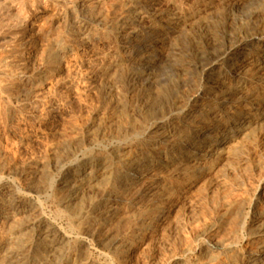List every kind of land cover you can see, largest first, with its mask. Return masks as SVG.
<instances>
[{
    "label": "bare ground",
    "instance_id": "obj_1",
    "mask_svg": "<svg viewBox=\"0 0 264 264\" xmlns=\"http://www.w3.org/2000/svg\"><path fill=\"white\" fill-rule=\"evenodd\" d=\"M54 1L60 7V15L62 18L61 21L63 23V28L66 33V36L69 39L71 38L72 41H76V42L92 41V49H93L92 52L94 53V56L96 55L97 58L99 59L97 61H100L98 62V64L100 65L96 70V76L99 77L98 80H101L103 82L104 85H102L101 87L106 91L108 95H110L113 92V90L117 89V87L114 86L113 83L110 84L112 77L114 76V74H116L115 72L118 70L125 71L124 73L121 74V78L119 80V86H118L120 87L122 97L121 98L117 97L116 100V97L110 96V98L107 99L108 100L107 105L109 106L116 107L117 105L120 104L122 105L121 107L122 110L118 111L120 112V118L117 117L118 121L116 119L114 120V122L115 121L118 122L117 129L114 130V128H116L115 126L112 128L114 131L107 130L109 129V127L106 128L107 126L105 125V123L100 125V122L98 121V119H101L102 117L101 116L98 117L99 115L97 116L95 114L98 117V119H95L97 118L95 116L94 119L97 120L100 125V127L96 131V135L101 134L107 136L108 135L114 136L116 138H123L133 132V133H140L142 137V141L140 143L141 145L138 147H132L133 145H129L127 143H122L118 146H115L116 145L115 144L114 146L111 147L98 149L91 153L89 152L90 153L89 155L83 157L75 156V152L73 150H69V151L68 149L64 150L65 156L67 158L70 157V155H72L71 159H69L70 163L66 167L61 169V172L63 173V177L62 178L60 177L61 179H59L60 189L64 193L63 203L65 204V206L69 207L72 203L73 205L78 206V204H75L74 202L76 203L80 202V201L77 202L76 200L80 198V194L83 191L82 189H84V187H86V189L87 187L90 188L95 187L96 190H94L95 192L93 191V193H96V196L99 197L98 200L91 199L90 202H86L88 205L85 203L84 205L85 207L83 206V208L77 210L74 214L72 213L73 216L70 214L72 216L71 221L73 223L71 224L73 226L76 225L80 233V235L76 233L79 236L76 237L73 243L78 247L86 246L88 244L87 241V237H88L90 238V240L94 241L97 245H99V247L104 246L107 249L113 250L114 253L119 254L120 257L124 247L126 249L127 247L126 245L130 243V239H129L130 237L129 238H124L125 236L124 237L122 236V238L112 237L111 231L109 230L110 228L105 229L107 223L109 222L108 220L110 219L111 216L110 215L111 209H113L112 203H113L114 195H121L123 196L122 199H124L126 195L130 194L131 198L134 200L136 197L138 198V195L142 196L143 194V192L140 194L141 188H139L142 185V183H146L149 179L150 180L156 179L155 184H153L147 191V193L150 194L149 196L150 199L147 201H149L148 203H150L149 209L151 210L150 213L151 217L140 219L141 222L138 223L139 227H136L137 228L136 233L143 234L155 228V223L157 221V218L163 212V211L161 212L162 210L160 206L161 200L169 199L170 196L173 195L174 193H185L189 189V184L194 180V178L198 176L197 174L210 170L213 167L215 168L216 165L223 164V166H225L224 175H223L224 177L222 176L223 172H221L222 174L220 176L223 177V180L222 182H220L221 183L220 187L218 188L216 183H214L217 186V187L215 186V188L218 189H216L217 191L215 190L216 191L215 193H212V195L206 198L203 206L201 207L202 209L200 208L201 212L197 211L200 214L193 209L197 215L199 214V217L195 218L194 220L191 218L193 220L192 230L191 233L186 236V239L183 242V244L180 245L181 253L177 256L171 251L169 252L166 251L168 252L170 257L167 260L166 264H264V168H262L263 165L262 166L260 165L262 160L260 161V163H256L255 165L253 164L251 169L248 171L245 169L244 171H242L243 169H240L239 166L238 167L236 166L238 164L232 163L234 160L231 162L232 158H234V156L245 145V142L248 141L250 138H252L258 129L264 126V39L262 38L263 39L262 40L256 36L255 37L254 36L249 37L246 35L240 36L239 34L240 36V38L238 37L239 40L192 39V40H187V42H183L182 40L183 44L181 43V41L179 43H181V45L184 46V50H180L181 51L180 53L175 52V50L173 52H170L168 49L170 41H172L170 40V38L175 33L180 31L191 18L197 15L199 16V14L202 11L214 7L216 4L220 2L225 3V5L226 3L230 4L232 5V7L237 8V6L240 5L241 3L245 4V1L247 0H54ZM114 5H116L118 9L114 15L113 20L109 22L107 13L110 7ZM218 5H216V7ZM108 6L110 7L108 8ZM251 13H253V10ZM208 14L210 13L208 12ZM240 14L241 12L238 13V15ZM225 15L227 14L225 13ZM232 16L230 15V17ZM229 27H230V23H229ZM241 27L243 29V26ZM227 34L230 35V33ZM108 38L113 39L112 46L103 49L102 48L103 46L101 47L99 45V42L102 41L101 39L107 40ZM69 41L71 42V40ZM52 46L54 47V45ZM56 46H57V54L54 55L48 52V50L44 49V47H42L44 51L45 50L47 51L46 54H43L42 59L50 63L51 62L54 63L53 67L48 66L47 65L48 63L45 66L43 65V67H38V65L35 63L37 66L35 64L34 65L32 64L34 67L28 69L24 64V62L23 63L14 62L16 64L12 66L7 64L8 61L6 62V59L5 61H3L6 62V65L0 64V93H5L9 89V86L5 84L6 82L4 83V80L6 81L11 79V81L9 82H13L12 79L16 80V83L14 82L15 85L13 86V88H11L14 93L11 94L10 92L12 91L9 92L7 91V92L12 96L14 101L17 103V107H19V112L22 115L21 117L22 122L26 126L24 128L23 127L20 128L19 126L20 122L19 124L17 122L15 123L11 122L13 124H10L7 127V133L9 135H12L14 137H19L20 139L28 138V132L26 131V128L32 127L35 122H38V120L43 118V116L46 117L48 115L47 113H45L46 111L42 112L45 113L46 116L45 115L42 116V114H37L40 111L36 113V111L40 108V106L46 108L47 103H49L44 96L45 95L44 93L46 91L43 93L42 86L47 82V80H49L48 81L49 84L51 80H55L56 82H59V80L55 79V76L62 68L63 63H65L64 66H67L70 63L73 64L74 62H77L78 60L82 59L83 53H78L77 50L74 48L75 45L72 46L71 43L68 44L56 43ZM104 46L106 45L104 44ZM48 47L49 49L51 48L50 50H52V47H50V45ZM8 58H10L11 60V57L8 56ZM40 60L41 58L38 61ZM165 62H168V65H166V67L162 66V64H164ZM9 64L12 63L9 62ZM86 65H88V63H86ZM83 67L86 68L85 65ZM66 71L63 73L66 74ZM73 71L75 72V69ZM193 73L197 74V78H198L197 80H199L200 83H202V88L191 91L190 82L192 81ZM79 74L80 71L78 75ZM189 74L191 75L188 77ZM61 76L63 78V74ZM2 78H4V80ZM101 81H97V82L94 81L95 82L94 84ZM9 82L8 85L11 84V83L9 84ZM85 82L84 83L81 82V83L86 85L87 83L85 84ZM59 85L61 86V84ZM83 87L86 88V86ZM97 90L96 92H98ZM75 92L76 93L78 92L76 88H75ZM75 92L73 91V93ZM93 92L95 93V91ZM101 93L99 94L100 96ZM77 94L78 96H80L79 95L80 93ZM115 94L113 95L115 96ZM103 96H101V98ZM9 98L10 96L4 95V100L6 99V101H9ZM64 100L62 101L63 103L65 102L64 107H66V101ZM88 100H91V98ZM105 100L104 102H106ZM106 106H102L101 108L103 107L106 108ZM64 110L65 109H63V111ZM102 110L101 111L103 113L105 109ZM106 111L108 110L106 109ZM115 114L119 115V113H115ZM107 115L109 116L110 114ZM12 116L14 115L11 113L10 114L8 113V115H6L8 121ZM112 116L113 115L111 113V118ZM137 117L142 118V121L139 124L137 123L139 121L136 120ZM2 123L4 122L2 121ZM44 123L46 124V122ZM113 123L111 124L112 126H114ZM258 131L260 132L261 130ZM40 137H43V135ZM88 137H92V134H90ZM255 137H258V133L257 136ZM34 140L37 141V139L35 138ZM14 141L16 143V140ZM26 142L27 139L25 143ZM8 143L9 142L7 143L0 142V171H2V173H10L12 170H14L12 169L13 167L11 165L5 163V161L9 162L8 161L9 159L8 160L5 159L8 150L11 149L12 152L13 147L12 148L10 147L12 144L13 145L15 144L12 143L10 145ZM17 144L19 143L17 142ZM101 146L103 145L101 144ZM245 146L247 147V145ZM241 151H243V149ZM42 157L43 156H41V159ZM34 163L37 164V161L36 162L34 161ZM23 164L26 165L25 162ZM28 164L29 163H27V165ZM52 164L54 165L55 168L59 167L57 161H54ZM220 168L223 169V167L221 166ZM241 168H244V166H242ZM24 169L27 170V168ZM216 169L222 171V169L219 168ZM163 171L169 172L170 174L173 175V177L175 176V178L177 177L179 178L180 176H182L181 178H179L180 180L178 181V187H177L178 192L176 190H173L172 183H168L169 185H167V183H165L159 177V174H161V172L163 173ZM208 176L210 175L208 174ZM19 179L20 177L18 178V180ZM19 181L17 182L19 183ZM215 181H217L216 177H215ZM149 182L147 184H150ZM198 185L202 186L203 184H198ZM137 186H138V189H136L137 191L136 190L133 191V189L135 187L137 188ZM41 187L43 188L44 186ZM11 188L12 187L9 184L2 186L3 192L8 190L11 191L12 190ZM28 188L30 190L33 188V186L29 184ZM35 189H33V191ZM211 191L214 192V188L211 189ZM35 193L37 192L35 191ZM205 193H203V197ZM83 196L85 197L86 195ZM93 196L94 194L92 195L91 198H93ZM200 196L201 197H199V199L202 198L201 194ZM1 197L2 196L0 195V264H47L50 261L49 259L50 258L52 259L51 256L53 251H55L60 246L63 247L64 245H69L71 243L72 239H70L68 232L64 230V228L62 229V225L60 224L61 227H59L54 222L55 219L51 220L47 216H45L46 214L44 215L42 211L43 209L41 210L40 207L38 206H37L38 208H35L37 210L36 211L37 213L33 218L29 220L28 217L24 215L27 217V221L21 223L18 221L19 223H16L18 218L20 220V217L23 214L29 212L28 210L29 208L26 207L27 204L26 206H24L15 199L13 200L11 199L8 202H4L6 199L4 200ZM15 198H18V195H15ZM89 199L87 201H89ZM182 199L184 198L182 197ZM203 199H205V197ZM128 200L130 201V198ZM135 201H133L132 203H135ZM196 202L195 204H197ZM141 208L139 209L140 212L142 211ZM59 212L60 211H58V213ZM71 212H73V210H71ZM127 212L129 214V212L131 211L127 210ZM127 212L126 213L123 212V214L125 215L127 214ZM134 212H136V209L135 211H133V213ZM138 215L140 216V214ZM171 215L172 214H170V217ZM197 215H192V217H195ZM162 217H164V214ZM187 217L188 216H186L185 218ZM117 219H119V217ZM114 221H112L113 225L117 223V222L114 223ZM124 222H126L125 218H124ZM167 222H169V220ZM126 226L128 225L126 224ZM110 227H113L111 225V222H110ZM131 227L133 228L134 226ZM156 227L158 226L156 225ZM182 228H184V226ZM177 229L180 228L178 227ZM125 230L123 229V231ZM186 230L188 229L186 228ZM132 233L135 232L133 231ZM179 236H182V234ZM159 237L160 236L158 234L157 238ZM180 238L179 241L181 242ZM158 244H160V242ZM178 244L179 243H177V245ZM173 245L174 244H172V246ZM168 247L169 246L165 248L168 249ZM160 249L161 248H159V251H161ZM169 250L171 249L169 248ZM188 253L192 254L190 258H186V255ZM159 255L161 256L160 252ZM165 255L166 254H164L163 256ZM69 257L68 258L71 259L73 262L76 260V255L74 256L70 255ZM78 260L80 259L78 258ZM73 262H71V264ZM87 262L90 264L92 261L90 262L89 260H87L85 263ZM121 263H124L123 260ZM160 263L162 264V261Z\"/></svg>",
    "mask_w": 264,
    "mask_h": 264
},
{
    "label": "rangeland",
    "instance_id": "obj_2",
    "mask_svg": "<svg viewBox=\"0 0 264 264\" xmlns=\"http://www.w3.org/2000/svg\"><path fill=\"white\" fill-rule=\"evenodd\" d=\"M30 1V2H29ZM50 1V2H49ZM0 0V64L1 65H6V62L8 65H14L16 63H23L26 65V67L29 69H31L32 67H34L33 65L36 63L38 65V67H43V65L45 66L47 63L48 66L53 67L54 63H50L44 59H42L43 54H46L48 50V52L54 54H57V46L56 43H61V44H68L71 43L72 46H74V48L77 50L78 53H83L82 54V59L78 60L77 62H74L73 64L70 63L67 66H64L65 63L62 64V68L59 70V72L57 73V78L55 76V79L59 80V82H56L55 80H51L50 84H49V80H47V82L42 86V91L45 94V98L46 100L50 103H47V107H43L40 106V108L36 111V113L38 111L37 114H42L46 116L45 113H47L48 115L46 117L43 116V118H41L40 120H38V122H35L34 125L32 127L26 128V131L28 132V138H23L20 139L19 137H14L12 135H9L7 133V127L10 124H13L15 122H17L19 124H22L20 126V128H24L26 127L23 122H22V115L19 112V107H17V103L14 101V99L12 98V96L8 93L9 91H12L11 88H13V86L16 83V80L12 79L13 82H9L11 81V79L9 80H4V78H2L4 80V83L7 84V86H9V89L5 92V93H0V122L2 123V121L4 123H0V142L1 143H7L8 144H12L15 143L14 140H16V143L10 148H12V152L11 149L8 150L7 154H6V160H8L9 162L5 161V163L11 165L14 169L12 170L10 173H2V171H0V195L2 196L1 198H3L4 202H8L9 200H17L19 201L20 204L26 206L27 204V208H29V212L23 214L20 217V220L18 218L16 223H21V222H25L27 221V217L30 220L31 218H33L35 216V214L37 213L35 208L40 207V209L43 211L44 215L47 216L49 219L54 220V222L61 227L62 225V229L64 228V230H66L70 236L71 243L69 245H64L63 247L60 246L59 248H57L55 251H53L52 253V259L50 258L49 262L47 264H71V262H73L71 259H69L70 255L74 256L76 255V260L72 263V264H89L88 262L85 263L87 260H89L92 264H153L154 262L156 264H161L160 262L162 261V264H166L167 260L170 258L168 252L171 251L174 254H176L177 256L181 253L180 252V248L183 244V242L186 239V236L189 235L191 233L192 230V222L195 218L199 217V212H201V207L204 204V201L206 200L207 197H209L210 195H212V193H215L219 187H220V182H222L223 180V175H224V169L225 166H223V164H219L216 165L215 168H211L210 170L204 171L202 173L197 174L198 176L196 178H194V180L189 184V189L185 192V193H174L173 195L170 196L169 199H163L160 201V206L162 208L161 210V215L158 216L157 221L155 223V228H153V230L147 231L143 234H139L136 233L137 228L139 227V224L141 221L140 219L142 218H148L151 217V210L150 208V203H148L150 199V194L147 193L148 189L155 184L156 179H149L146 183H142V185L139 187L141 188L140 190V194L143 192L142 196L138 195V198L136 197L134 200L131 198L130 194L126 195L125 197H127L128 199L130 198V201L121 195H114L113 196V203H112V208L111 212H110V219L108 220L109 222L107 223V226L105 229H109L111 231V236L112 237H120L122 238V236L124 238H129L130 239V243L128 245H126V249L124 247L123 252L121 254V256L119 257V254H115L113 250L107 249L104 246H100L97 245L94 241L90 240V238L87 237V241H88V247L83 246V247H78L76 246L73 242L76 239L77 236L80 235L79 231H78V227L76 225H72V216L73 214L83 208V206L85 205L86 202H90L91 199H96L98 200L99 197L96 196V193H93L95 189V187H84V189H82L83 193L81 192L80 194V198H78L76 201H80L79 203L74 202L75 204H78V206L73 205V203L67 207L65 206V204L63 203V198H64V193L63 191H61L60 189V185H59V179H61L63 177V173L61 172V169H63L64 167H66L69 163L71 159L70 157H66L64 150L68 149L69 150H73L75 152V156L77 157H83V156H87L89 155L91 152L98 150V149H103L106 147H111V146H118L122 143H127L129 145H133L132 147H138L141 144L142 141V137L140 133H131L128 134L126 137L123 138H116L114 136H107V135H96V131L98 130V128L100 127V125H102L103 123H105V125L107 126L106 128L109 127V129L107 130H116L117 129V125H118V119L117 117L120 118V112L122 110V105H117L116 107H112L107 105L108 104V100L111 97H117L121 98V91H120V87L119 86V80L121 78V74L124 73V70H118L116 71L114 74V76L111 79V83H113L114 86L117 87V89L113 90V92L108 95L106 93V91L104 89H102V85L103 82L101 80H98L99 77L96 76V70L99 67L100 64H98L97 61L99 60L97 58V56H94V53L92 52V41H72V39L68 38L66 36V33L64 31L63 28V23H62V18L60 15V7L55 3L54 0ZM244 3V2H243ZM39 4V5H38ZM46 4V5H45ZM219 4V5H218ZM216 5H218L216 7V5L214 7H211L209 9H206L204 11H202L199 16H195L193 18H191L185 25L184 27L178 31L177 33H175L170 40V44L168 46V49L170 52H173L175 50V52H181L180 50H184V46L181 45V43L183 44V42H187V40H239L238 37L240 38V36H256L260 39H264V0H247L245 1V4H240L237 6V8L232 7V5L227 4L225 5V3H218ZM221 4V6H220ZM52 5V6H51ZM230 5V6H229ZM37 7V8H36ZM110 6H108L109 8ZM116 7V9H115ZM231 8V9H230ZM244 8V9H242ZM58 9V10H57ZM118 7L116 5L111 6L108 13H107V17L109 19V22L111 20H113L115 13L117 12ZM216 9V10H214ZM225 9V10H222ZM233 9V10H232ZM238 9V10H236ZM43 10V11H42ZM54 10V11H53ZM214 10V11H213ZM237 12H236V11ZM242 10V11H241ZM253 10V13H251ZM37 11V12H35ZM206 11V12H205ZM225 11V12H224ZM234 11V12H233ZM250 11V12H249ZM263 11V12H262ZM204 12V13H203ZM208 12L210 14H208ZM224 12V13H223ZM236 12V13H235ZM241 12V16L238 15V13ZM113 13V15H112ZM204 15H203V14ZM225 13L227 15H225ZM245 13V14H244ZM247 13V14H246ZM255 13V14H254ZM58 14V15H57ZM202 14V15H201ZM224 14V15H223ZM249 14V15H248ZM230 15L232 17H230ZM244 15V16H243ZM258 15V16H257ZM26 16V17H25ZM37 16V17H36ZM224 16V17H223ZM249 16V17H248ZM253 16V17H252ZM59 17V18H58ZM198 17V18H196ZM227 17V18H226ZM237 17V18H236ZM248 17V18H247ZM38 18V19H36ZM229 18V19H228ZM235 18V19H233ZM256 18V19H255ZM33 19V20H32ZM56 19V20H55ZM223 19V20H222ZM233 19V20H231ZM30 20V21H29ZM229 20V22H228ZM231 20V21H230ZM239 20V21H238ZM252 20V21H251ZM255 20V21H254ZM50 21V22H49ZM227 21V22H226ZM250 21V22H249ZM233 22V23H232ZM252 22V23H251ZM49 23V24H48ZM57 23V24H56ZM191 23V24H190ZM229 23H230V27H229ZM240 23V25H239ZM244 23V25H243ZM62 27H61V26ZM189 25V26H188ZM226 25V26H225ZM250 25V26H249ZM47 26V27H46ZM50 26V27H49ZM60 28H59V27ZM235 26V27H234ZM243 26V29L242 27ZM224 27V30H223ZM255 27V28H254ZM259 27V30H258ZM37 28V29H36ZM230 28V29H229ZM237 28V29H236ZM261 28V29H260ZM47 29V30H46ZM57 29V30H56ZM185 29V30H183ZM59 30V31H58ZM183 30V32H182ZM249 30V31H248ZM229 31V32H228ZM237 31V32H235ZM260 31V32H259ZM262 31V32H261ZM54 32V33H53ZM56 32V33H55ZM222 34H220V33ZM244 32V33H243ZM248 32V33H245ZM259 32V34H258ZM227 33H230L227 34ZM234 33V34H233ZM238 36H237V34ZM262 33V34H261ZM54 36H53V35ZM58 34V35H57ZM240 34V36H239ZM179 35V36H178ZM228 37H227V36ZM178 36V37H177ZM209 36V37H208ZM175 37V39H174ZM191 37V38H190ZM196 37V38H195ZM198 37V38H197ZM218 39H217V38ZM213 38V39H212ZM228 38V39H227ZM111 39V40H110ZM174 39V41H173ZM262 39V40H263ZM71 40V42L69 41ZM102 41L99 42V45L105 49L108 48L110 46H112V38H108L107 40L105 39H101ZM110 40V41H109ZM183 40V42H182ZM66 41V42H65ZM181 41V43H179ZM74 44H73V43ZM102 43V44H101ZM175 43V44H174ZM87 44V45H86ZM104 44L107 46H104ZM109 44V46H108ZM52 47V50L49 49V46ZM54 45V47L52 46ZM91 46V48H90ZM182 46V47H181ZM44 47V49H46L44 51V49L42 48ZM85 47V48H84ZM40 48V49H39ZM56 48V49H55ZM87 48V49H86ZM177 48V50H176ZM43 51H42V50ZM83 49V51H82ZM90 50V51H89ZM42 51V53H41ZM86 51V52H85ZM7 52V53H6ZM88 52V53H87ZM35 53V54H34ZM86 55H85V54ZM7 54L10 58H8ZM12 54V55H11ZM20 54V56H19ZM34 54V55H33ZM41 58V62L38 61ZM88 54V55H87ZM34 57H33V56ZM41 55V56H40ZM23 58H22V57ZM36 56V57H35ZM89 56V57H88ZM92 56V57H90ZM14 57V58H13ZM33 57V58H32ZM85 57V58H84ZM8 58V59H7ZM13 58V59H12ZM19 58V59H17ZM22 58V59H21ZM26 58V60H25ZM29 58V59H28ZM32 58V60H31ZM39 58V59H38ZM6 62H3L5 61ZM28 59V60H27ZM85 59V60H84ZM95 61H94V60ZM82 61V62H81ZM12 63V64H9ZM16 62V63H14ZM34 62V63H32ZM73 62V61H71ZM88 63V65H86V63ZM92 62V63H91ZM4 63V64H3ZM44 63V64H43ZM77 63V64H76ZM96 63V64H95ZM33 64V65H32ZM35 64V65H36ZM41 64V65H40ZM95 64V65H94ZM29 65V66H27ZM32 65V66H31ZM36 65V66H37ZM40 65V66H39ZM82 65V66H81ZM86 66V68H84L83 66ZM91 65V66H90ZM93 65V66H92ZM166 65H168V62H165L164 64H162V66L166 67ZM72 66V67H71ZM88 66V67H87ZM161 66V67H162ZM69 67V68H68ZM76 67V68H74ZM93 67V68H92ZM96 67V68H95ZM71 68V69H70ZM163 68V67H162ZM161 68V69H162ZM75 69V72L73 71ZM90 69V70H89ZM63 70V71H61ZM67 70V71H66ZM69 70V71H68ZM85 70V71H84ZM66 71V74L63 73ZM80 71V74L78 75ZM82 71V72H81ZM84 71V72H83ZM91 71V72H90ZM95 71V72H94ZM156 71V70H154ZM62 72V73H61ZM68 72V73H67ZM78 72V73H77ZM89 72V73H88ZM63 74V78L62 75ZM94 75V76H93ZM191 74L188 75V77ZM60 78H59V77ZM96 76V77H95ZM192 81L190 82V89L191 91H194L196 89L202 88V83H200L199 80H197V74H192ZM73 78V79H72ZM77 78V79H76ZM195 78V79H194ZM69 79V80H67ZM84 79V80H83ZM87 79V80H86ZM82 80V81H81ZM89 80V81H88ZM62 83H61V82ZM67 81V82H66ZM75 81V82H74ZM78 81V82H77ZM85 81V84H82ZM97 81H101L98 82L96 84H94ZM196 81V82H195ZM9 84L11 85H8ZM15 82V83H14ZM55 82V83H54ZM66 82V84H65ZM80 82V83H79ZM13 83V84H12ZM52 83V84H51ZM74 83V85H73ZM77 83V84H76ZM89 83V84H88ZM101 83V84H100ZM61 84V86L59 85ZM63 84V85H62ZM65 84V85H64ZM68 84V85H67ZM71 84V85H69ZM80 84V86H79ZM100 84V85H99ZM116 84V85H115ZM194 84V85H193ZM90 85V86H89ZM94 85V86H91ZM100 87H99V86ZM196 85V86H195ZM65 86V87H64ZM74 86V87H73ZM76 86V87H75ZM83 86H86L83 87ZM98 86V87H96ZM56 87V88H55ZM64 87V88H63ZM68 87V89H67ZM72 87V88H70ZM82 87V88H81ZM91 87V88H90ZM93 87V88H92ZM193 87V88H192ZM197 87V88H196ZM45 88V89H44ZM62 88V90H61ZM66 88V91H65ZM75 88L78 91L77 93H80L78 96V94L75 92ZM85 88V89H83ZM100 88V90H99ZM56 89V90H55ZM58 89V90H57ZM71 89V90H69ZM88 89V90H87ZM92 89V90H91ZM98 89V90H97ZM51 92H49V91ZM64 90V91H63ZM83 90V91H82ZM96 90L98 92H96ZM69 91V92H68ZM73 91L75 93H73ZM95 91V93L93 92ZM48 92V93H47ZM102 92V93H101ZM11 94H13L14 92H10ZM64 93V94H63ZM87 93V94H86ZM91 95H90V94ZM101 93V96H103L101 98V96L99 95ZM116 93V94H115ZM71 94V95H70ZM77 94V95H76ZM89 94V96H88ZM95 94V96H94ZM97 94V95H96ZM115 94V96L113 95ZM3 98H2V96ZM4 95L5 96H10L9 101H6V99L4 100ZM60 95V96H59ZM76 95V96H75ZM83 95V96H82ZM88 97H86V96ZM93 95V96H92ZM108 97H107V96ZM54 96V97H53ZM58 96V97H57ZM91 96V97H90ZM82 98L80 99V98ZM91 100H88L90 99ZM94 97V98H93ZM106 100H105V98ZM49 98V99H48ZM60 98V99H59ZM75 98V99H74ZM98 98V99H97ZM66 101V107L65 106V102L63 103V101ZM69 103H68V101ZM78 99V100H76ZM93 99V100H92ZM52 100V101H51ZM55 100V101H54ZM97 100V101H95ZM101 100V101H100ZM104 100L106 102H104ZM57 101V102H56ZM75 101V102H74ZM78 101V102H77ZM84 101V102H83ZM89 103H88V102ZM92 103H91V102ZM14 102V103H13ZM61 102V104H60ZM97 102V104H96ZM68 103V104H67ZM73 103V104H72ZM85 103V104H84ZM91 103V104H90ZM105 105H104V104ZM58 104V105H57ZM72 104V105H70ZM84 104V105H83ZM94 104V105H93ZM102 104V105H101ZM6 105V106H5ZM90 105V106H89ZM107 105V106H106ZM14 106V107H13ZM71 106V107H70ZM87 106V107H86ZM97 106V107H96ZM102 106H106V108H101ZM17 107V108H16ZM53 109H52V108ZM90 107V108H89ZM12 108V109H11ZM43 108V109H42ZM48 108V110H47ZM51 108V109H50ZM57 108V110H56ZM60 108V109H59ZM68 108V109H67ZM113 108V110H112ZM10 109V110H9ZM45 109V110H44ZM63 109H65L63 111ZM98 109V110H97ZM102 109H105L104 112L102 113ZM106 109L108 111H106ZM111 109V110H109ZM116 109V110H114ZM118 109V110H117ZM120 109V110H119ZM8 110V111H7ZM102 110V111H101ZM2 111V113H1ZM4 111V113H3ZM45 113H42V112ZM56 111V112H55ZM99 111V112H98ZM101 111V112H100ZM111 111V112H110ZM117 111V112H115ZM13 112V113H12ZM16 112V114H15ZM91 112V113H90ZM8 113L13 114L14 116H12L10 118V120L8 121V119L6 118V115H8ZM31 113V111H30ZM53 113V114H52ZM99 113V114H98ZM111 113H112V118H111ZM115 113H119L115 114ZM52 114V115H51ZM102 117L101 119H98V117ZM101 114V115H100ZM107 114H110L109 116ZM115 114V115H114ZM2 115V116H1ZM16 115V116H15ZM93 115V116H92ZM107 115V116H106ZM117 115V116H116ZM50 116V117H49ZM92 116V117H91ZM97 118H95V117ZM5 117V118H4ZM20 117V118H17ZM50 119H49V118ZM88 117V118H87ZM116 117V118H115ZM3 118V120H2ZM100 122V125L98 123L97 120ZM106 118V119H104ZM16 119V120H15ZM43 119V120H42ZM117 120L114 122V120ZM12 120V121H11ZM49 120V122H48ZM86 120V121H84ZM136 120H138L139 122H137L138 124L141 123L142 118L141 117H137ZM76 121V122H75ZM93 121V122H92ZM97 121V122H95ZM102 121V122H101ZM107 121V122H106ZM109 121V122H108ZM13 122V123H11ZM46 122V124L44 123ZM51 122V123H50ZM74 122V123H73ZM83 122V123H82ZM115 124H114V123ZM91 123V124H90ZM97 123V124H96ZM113 123L114 126H112L111 124ZM8 124V125H7ZM49 124V125H48ZM97 126H96V125ZM7 125V126H6ZM41 125V126H40ZM99 125V126H98ZM111 125V127H110ZM39 126V127H36ZM79 126V127H78ZM114 130L112 129L113 127H115ZM36 128V129H35ZM77 130H76V129ZM80 128V129H79ZM75 129V130H74ZM3 130V131H2ZM45 130V131H44ZM258 130H261L260 132ZM257 132H255L254 136L252 138H250L248 141L245 142V145H247L246 149L243 146L241 148V150L243 149V151H239L234 158H232L231 162L234 164H238L236 165L237 167L239 166L240 169H243L242 171L245 170H250L251 167L253 166V164L255 165L256 163H260V165L262 166V168H264V140H263V136H264V126H262L260 129H258ZM37 132V133H36ZM44 132V133H43ZM48 132V133H47ZM30 133V134H29ZM43 133V134H42ZM258 133V137L257 136ZM90 134H92V137H88ZM137 134V135H136ZM2 135V137H1ZM43 137H40L42 136ZM85 135V136H84ZM132 135V136H131ZM262 135V136H261ZM7 136V137H6ZM36 136V137H35ZM81 136V137H80ZM139 136V137H138ZM261 136V137H260ZM10 137V139H9ZM12 137V138H11ZM37 139L34 140V138ZM40 137V138H39ZM111 137V138H110ZM6 138V139H5ZM15 138V139H14ZM17 138V139H16ZM19 138V140H18ZM39 138V139H38ZM87 138V139H85ZM5 141H4V140ZM12 141H9V140ZM27 139V142L25 143ZM30 139V140H29ZM139 139V140H138ZM259 139V140H258ZM7 140V141H6ZM22 140V141H21ZM86 140V141H84ZM261 140V141H260ZM30 141V142H29ZM47 141V142H46ZM128 141V142H127ZM263 141V142H262ZM17 142L19 144H17ZM111 142V143H110ZM21 143V144H20ZM131 143V144H130ZM247 143V144H246ZM250 143V145H249ZM255 143V144H254ZM51 144V145H50ZM101 144L103 146H101ZM254 144V145H253ZM135 145V146H134ZM258 145V146H257ZM92 146V147H91ZM101 146V147H100ZM16 147V148H15ZM99 147V148H98ZM19 148V149H18ZM249 150H248V149ZM44 149V150H43ZM19 150V151H18ZM263 150V151H261ZM15 151V152H14ZM251 151V152H250ZM260 153H259V152ZM11 152V153H10ZM43 152V153H41ZM90 152V153H89ZM247 152V153H246ZM254 152V153H253ZM256 152V153H255ZM12 155L10 156L9 155ZM14 153V154H13ZM83 153V154H82ZM262 153V154H261ZM19 154V155H18ZM85 154V155H84ZM241 154V155H240ZM246 154V155H245ZM9 155V156H8ZM82 155V156H81ZM238 155V156H237ZM251 155V156H250ZM8 156V157H7ZM20 156V157H19ZM38 158H37V157ZM41 156L42 159H41ZM74 156V157H75ZM258 156V157H256ZM17 157V158H16ZM23 157V158H22ZM27 157V158H26ZM245 157V158H244ZM252 157V158H251ZM12 158V159H11ZM36 158V159H35ZM251 160H249V159ZM254 158V159H253ZM11 159V160H10ZM20 159V160H19ZM23 159V160H22ZM41 159V161H40ZM244 159V160H242ZM256 159V160H255ZM260 159V160H257ZM239 160V161H237ZM242 160V161H240ZM247 160V161H245ZM249 160V161H248ZM255 160V161H253ZM34 161H37V164L34 163ZM54 161L58 162V166L59 167H54V165L52 164ZM67 163H66V162ZM257 161V162H256ZM259 161V162H258ZM21 162V163H20ZM26 163V165H24L23 163ZM237 162V163H236ZM240 162V164H239ZM254 162V163H253ZM27 163H29L27 165ZM46 163V164H45ZM61 163V164H60ZM252 163V164H251ZM244 164V165H243ZM17 167H15V166ZM35 165V167H34ZM249 165V166H248ZM29 166V167H28ZM40 166V168H39ZM223 167L222 168H220ZM242 166H244V168H241ZM246 167V168H245ZM248 167V168H247ZM24 168H27L24 169ZM216 168L222 169L218 170ZM32 169V170H31ZM35 169V170H34ZM21 170V171H20ZM54 170V171H53ZM218 170V171H217ZM20 171V172H19ZM58 171V172H57ZM25 172V173H24ZM32 172V173H31ZM163 171V173L161 172V174H159V177L165 182L167 183V185H169L168 183H172V187L173 190H176L178 192V181L180 180L179 178H181L182 176H180L179 178H175V176L173 177L172 174H170L169 172ZM210 172V173H209ZM213 172V173H212ZM217 172V173H216ZM223 172V174L221 173ZM24 173V174H23ZM28 173V174H27ZM37 173V174H35ZM207 173V174H206ZM220 173V174H219ZM15 174V175H14ZM208 174L210 176H208ZM222 174V176H220ZM162 175V176H161ZM205 175V176H204ZM5 176V177H4ZM7 176V177H6ZM168 176V177H167ZM213 176V177H211ZM217 179V181H215V177ZM20 177V181L18 180V178ZM22 177V178H21ZM61 177V178H60ZM172 177V178H171ZM220 177V178H218ZM10 178V179H9ZM210 180H209V179ZM6 179V181H5ZM17 179V180H16ZM33 179V182H32ZM173 179V180H172ZM12 180V181H11ZM47 180V181H46ZM169 182H168V181ZM177 180V181H176ZM220 180V181H219ZM2 181V182H1ZM19 181V183L17 182ZM45 181V182H44ZM51 183H50V182ZM214 181V182H213ZM219 181V182H218ZM15 182V183H14ZM24 182V183H23ZM30 182V183H29ZM35 182V183H34ZM39 182V183H36ZM150 184H147V183ZM194 182V183H193ZM196 182V183H195ZM198 182V183H197ZM203 182V183H202ZM4 183V184H3ZM6 183V184H5ZM45 185H44V184ZM206 183V184H205ZM210 183V184H209ZM218 186V188H215V184ZM10 185L12 188V192L11 191H5L3 192L2 190V186L4 185ZM29 184H31L33 186L32 189L29 190ZM40 184V185H39ZM42 184V185H41ZM198 184H203L202 186L198 185ZM56 185V186H55ZM58 185V186H57ZM145 185V186H144ZM175 185V186H174ZM196 185V186H194ZM208 185V187H207ZM214 187H213V186ZM15 186V188H14ZM26 186V187H25ZM41 186H44L43 188ZM139 186V185H138ZM135 187L133 189V191H135L136 189H138ZM148 186V187H147ZM199 190L198 189V187ZM206 186V187H205ZM216 186V187H217ZM18 187V188H17ZM144 187V189H143ZM146 187V188H145ZM196 187V188H195ZM201 187V188H200ZM214 188V192L211 191V189ZM28 188V189H27ZM36 188V189H35ZM41 188V189H38ZM195 188V189H194ZM204 188V189H203ZM206 188V189H205ZM211 188V189H210ZM33 189H35L33 191ZM38 189V190H37ZM87 191H86V190ZM90 189V190H89ZM92 189V190H91ZM198 189V190H197ZM15 190V192H14ZM22 190V191H21ZM60 190V191H59ZM190 190V191H189ZM216 190V191H215ZM17 191V192H16ZM24 191V192H23ZM35 191L37 193H35ZM92 191V192H89ZM137 191V190H136ZM146 193H145V192ZM195 191V192H192ZM95 192V191H94ZM208 194H206V193ZM18 195V198H15V195ZM62 195H61V194ZM89 193V194H87ZM189 193V194H188ZM192 193V195H191ZM197 193V195H196ZM202 195V198L199 199L200 194ZM203 193L205 199H203ZM23 194V195H22ZM57 194V195H56ZM94 194L93 198L92 195ZM186 194V195H185ZM9 195V197H8ZM14 195V196H13ZM59 195V196H58ZM83 195H86L85 197ZM89 195V196H88ZM91 195V196H90ZM185 195V197H184ZM189 195V196H188ZM192 197H191V196ZM196 195V197H195ZM199 195V196H198ZM6 196V197H5ZM58 196V197H57ZM62 196V197H61ZM121 196V198H120ZM146 196V197H145ZM187 196V197H186ZM198 196V198H197ZM30 197V198H29ZM61 197V198H59ZM89 197V198H86ZM140 197V198H139ZM149 197V198H148ZM182 197L185 199H182ZM29 198V199H26ZM58 198V199H57ZM84 198V199H83ZM86 198V199H85ZM121 200H120V199ZM144 198V199H143ZM148 198V199H146ZM191 198V199H189ZM197 198V199H196ZM61 201H60V200ZM89 199V201H87ZM117 199V200H116ZM132 199V200H131ZM176 199V200H175ZM189 199V200H188ZM26 200V201H25ZM83 202H82V201ZM116 200V201H115ZM136 200V201H135ZM165 200V202H164ZM172 200V201H170ZM185 202H184V201ZM191 200V201H190ZM200 200V201H199ZM24 201V202H23ZM34 203H33V202ZM58 201V202H57ZM133 201H135V203H132ZM140 201V202H139ZM145 201V202H144ZM189 201V202H188ZM197 201V202H196ZM203 201V202H202ZM29 204H28V203ZM57 202V203H56ZM174 202V203H173ZM188 202V204H187ZM195 202L197 204H195ZM199 202V204H198ZM201 202V203H200ZM118 203V204H117ZM130 203V204H129ZM163 203V204H162ZM39 204V205H38ZM61 204V206H60ZM81 204V205H80ZM87 204V203H86ZM118 206H116V205ZM124 209H123V206ZM202 204V205H201ZM35 205V206H34ZM42 205V206H41ZM64 205V207H63ZM74 208H73V206ZM88 205V204H87ZM86 205V206H87ZM120 205V206H119ZM129 205V206H128ZM135 205V206H134ZM138 205V206H137ZM148 205V206H147ZM199 205V207H198ZM38 206V207H37ZM142 208H141V207ZM163 206V207H162ZM195 206V207H194ZM63 207V208H62ZM66 207V208H65ZM85 207V206H84ZM117 209H116V208ZM121 207V208H120ZM198 207V209H197ZM61 208V209H60ZM68 208V209H67ZM76 208V209H75ZM136 212L133 213V211ZM141 208V213L139 211V209ZM165 208V209H164ZM167 208V209H166ZM201 208V209H200ZM60 209V210H59ZM75 209V210H74ZM122 209V210H121ZM146 209V210H145ZM164 209V210H163ZM176 209V211H175ZM199 211L197 213H199L198 215L196 214V212L194 210ZM60 211L58 213V211ZM63 210V211H62ZM67 210V211H66ZM70 210V211H69ZM71 210H73V212H71ZM118 212L116 213L115 212ZM128 211L129 212L128 214ZM144 210V211H143ZM150 210V211H149ZM62 211V212H61ZM114 211V212H113ZM121 211V212H120ZM127 214H123V212ZM126 211V212H125ZM175 211V213H174ZM193 211V212H192ZM65 212V213H64ZM68 212V213H67ZM147 212V213H146ZM73 213V214H72ZM116 213V214H115ZM121 217H120V214ZM136 213V214H135ZM174 213V214H173ZM191 213V214H190ZM193 213V214H192ZM72 216H71V215ZM113 214V215H112ZM119 214V215H118ZM131 214V215H130ZM140 214V216L138 215ZM164 214V217H162ZM170 214L171 217H170ZM189 214V215H188ZM26 215V216H24ZM50 215V216H48ZM56 215V216H54ZM67 215V216H66ZM133 215V216H132ZM143 215V216H142ZM146 215V216H145ZM168 215V216H167ZM191 215V216H190ZM192 215H197L195 217H192ZM55 218H54V217ZM60 216V217H59ZM64 216V217H63ZM70 216V217H69ZM115 216V217H114ZM117 216V217H116ZM131 216V217H130ZM138 218H137V217ZM145 216V217H144ZM186 216H188L187 218H185ZM190 216V218H189ZM26 217V218H25ZM66 217V218H65ZM68 217V218H67ZM119 217V219H117ZM133 217V218H132ZM136 217V219H135ZM169 217V218H168ZM184 217V218H183ZM24 220H23V219ZM115 218V219H114ZM124 218L125 221L124 222ZM129 218V219H128ZM131 218V219H130ZM193 220H192V219ZM26 219V220H25ZM60 219V220H59ZM68 219V220H67ZM114 219V220H112ZM121 219V220H120ZM127 219V220H126ZM133 219V220H132ZM139 219V220H138ZM173 221H172V220ZM187 219V220H186ZM191 219V220H190ZM58 220V221H57ZM63 220V221H61ZM66 220V221H65ZM71 222H70V221ZM129 220V221H128ZM136 220V221H135ZM164 220V221H163ZM169 220V222H167ZM184 220V221H183ZM19 221V222H18ZM112 221L117 222L114 225L112 224ZM172 221V222H171ZM175 221V222H174ZM186 221V222H185ZM189 221V222H188ZM66 222V223H65ZM110 222L111 225L113 227H110ZM132 222V223H131ZM135 222V223H134ZM160 222V223H159ZM180 222V224H179ZM182 222V224H181ZM72 223V224H71ZM120 223V224H119ZM123 223V225H122ZM128 226H126V224ZM166 223V226H165ZM171 223V224H170ZM176 223V224H175ZM61 224V225H60ZM69 224V225H68ZM117 224V225H116ZM119 224V225H118ZM136 224V225H133ZM138 224V225H137ZM170 224V225H169ZM185 224V225H184ZM190 224V225H189ZM65 225V226H64ZM156 225L158 227H156ZM169 225V226H168ZM174 225V226H171ZM178 225V226H177ZM184 228H182L183 226ZM70 226V227H68ZM76 226V227H75ZM120 226V227H119ZM131 226H134L133 228ZM162 228H161V227ZM165 226V227H164ZM176 226V227H175ZM181 226V227H180ZM188 226V227H187ZM68 227V228H67ZM74 227V228H73ZM108 227V228H107ZM180 229H177V228ZM190 227V228H189ZM112 228V229H111ZM126 228V230H125ZM128 228V229H127ZM133 230H132V229ZM135 228V229H134ZM186 228L188 230H186ZM68 229V230H67ZM123 229L125 231H123ZM168 229V230H167ZM131 230V231H130ZM190 230V231H189ZM118 235H117V233ZM135 233H132V232ZM181 231V232H180ZM123 232V233H121ZM128 232V233H127ZM130 232V233H129ZM157 232V234H156ZM187 232V233H186ZM72 233V234H70ZM74 233V234H73ZM79 235H77V234ZM120 233V234H119ZM148 233V234H147ZM124 234V235H122ZM147 236H146V235ZM155 234V235H154ZM159 234V238L158 237ZM182 236H179L181 235ZM117 235V236H116ZM138 235V236H136ZM144 235V236H143ZM150 235V236H149ZM132 236V237H131ZM134 236V237H133ZM157 236V237H156ZM72 237V238H71ZM136 237V238H135ZM142 237V238H141ZM149 239H148V238ZM153 237V238H151ZM183 239H181V238ZM157 240H155V239ZM179 238L181 240V242L179 241ZM137 239V240H136ZM141 239V240H140ZM143 239V240H142ZM151 239V240H150ZM136 240V241H135ZM155 240V241H154ZM143 243H141V242ZM151 241V242H150ZM158 241V242H157ZM157 242V243H156ZM160 242V244H158ZM173 242V243H172ZM179 243L177 245V243ZM73 243V244H72ZM174 244L172 246V244ZM91 244V246H90ZM151 244V245H150ZM154 244V245H153ZM158 246H156V245ZM169 246L168 249H166L165 247ZM177 245V246H176ZM67 246V247H66ZM70 246V247H69ZM95 246V247H94ZM152 246V247H151ZM160 246V247H159ZM63 249H62V248ZM69 247V248H68ZM75 247V248H74ZM87 247V248H86ZM103 247V248H101ZM129 247V248H128ZM154 247V248H153ZM172 247V248H171ZM77 248V249H76ZM81 248V249H80ZM86 248V249H83ZM128 248V249H127ZM131 248V249H130ZM157 248V249H156ZM159 248H161L159 251ZM169 248L171 250H169ZM106 249V250H105ZM166 249V250H165ZM175 249V250H174ZM79 250V251H78ZM103 252H101V251ZM110 250V252H109ZM158 250V252H157ZM163 250V251H162ZM174 250V251H173ZM82 251V253H81ZM128 251V252H127ZM156 251V252H155ZM168 251V252H166ZM113 252V253H112ZM159 252L161 253V256L159 255ZM178 252V253H177ZM66 253V254H65ZM84 253V254H83ZM157 253V254H155ZM166 254L165 256L162 255ZM59 254V256H58ZM81 254V255H80ZM88 254V255H87ZM124 254V255H123ZM55 255V256H54ZM90 255V256H89ZM113 255V256H112ZM155 255V256H154ZM158 257H157V256ZM54 256V257H53ZM67 256V257H65ZM85 256V257H84ZM88 256V257H87ZM109 256V257H108ZM127 256V257H126ZM192 256L191 253H188L186 255V258H190ZM58 257V258H57ZM61 259H60V258ZM69 257V258H68ZM84 257V258H83ZM122 257V258H121ZM155 257V259H154ZM166 257V258H164ZM67 258V259H66ZM78 258L80 260H78ZM88 258V259H87ZM92 258V259H91ZM113 258V259H112ZM127 258V259H126ZM163 258V259H162ZM86 261H85V260ZM127 261H126V260ZM161 259V261H160ZM52 260V261H51ZM64 260V261H63ZM94 260V261H93ZM120 260V261H119ZM123 260L124 263H121ZM160 262H159V261ZM55 261V262H54ZM79 261V262H78ZM83 261V262H82ZM97 261V262H96ZM154 261V262H153ZM65 262V263H64ZM69 262V263H68ZM95 262V263H94ZM120 262V263H119ZM90 263V264H91ZM154 263V264H155Z\"/></svg>",
    "mask_w": 264,
    "mask_h": 264
}]
</instances>
